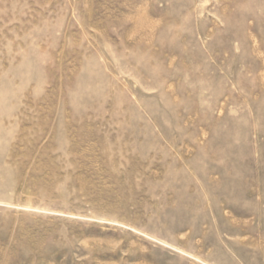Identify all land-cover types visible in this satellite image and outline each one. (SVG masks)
<instances>
[{
    "label": "rangeland",
    "instance_id": "rangeland-1",
    "mask_svg": "<svg viewBox=\"0 0 264 264\" xmlns=\"http://www.w3.org/2000/svg\"><path fill=\"white\" fill-rule=\"evenodd\" d=\"M0 264H264V0H0Z\"/></svg>",
    "mask_w": 264,
    "mask_h": 264
}]
</instances>
